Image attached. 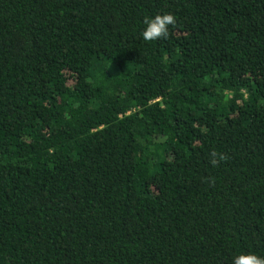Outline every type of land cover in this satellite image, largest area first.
<instances>
[{
  "label": "trees",
  "instance_id": "16d2710c",
  "mask_svg": "<svg viewBox=\"0 0 264 264\" xmlns=\"http://www.w3.org/2000/svg\"><path fill=\"white\" fill-rule=\"evenodd\" d=\"M241 252L264 256V0H0V264Z\"/></svg>",
  "mask_w": 264,
  "mask_h": 264
},
{
  "label": "clouds",
  "instance_id": "9594fccd",
  "mask_svg": "<svg viewBox=\"0 0 264 264\" xmlns=\"http://www.w3.org/2000/svg\"><path fill=\"white\" fill-rule=\"evenodd\" d=\"M142 38L146 42L164 39L169 36V29L177 23L176 17L172 13L157 14L147 17L144 20ZM226 157L222 153L213 152L210 163L215 166ZM232 264H264V256L255 253H238L233 256Z\"/></svg>",
  "mask_w": 264,
  "mask_h": 264
}]
</instances>
